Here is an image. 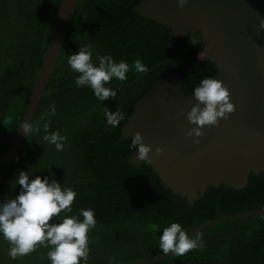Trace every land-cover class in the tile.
<instances>
[{
    "label": "trees",
    "instance_id": "obj_1",
    "mask_svg": "<svg viewBox=\"0 0 264 264\" xmlns=\"http://www.w3.org/2000/svg\"><path fill=\"white\" fill-rule=\"evenodd\" d=\"M141 1L77 0L48 94L32 121L41 130L26 137L17 157L0 174V202L19 194L15 180L20 171L27 172L30 179H55L62 188L77 193L73 211L67 215L90 208L97 221L89 232L87 264H126L157 256L162 254L159 237L172 223H180L189 233L212 219L264 208V173L250 174L244 189L210 187L205 196L189 205L171 190L164 191L147 163L137 167L128 163L134 151L131 139L119 141L121 128L153 83L164 72L176 73L183 80V94L188 96L192 83L194 91L200 78H214L217 73L206 58L195 61L206 46L204 41L197 40L188 48L183 37L178 49L167 47L170 30L134 12ZM59 2L0 0V155L20 124ZM89 45L94 65L99 64L97 56L105 55L129 65L125 83L113 78L105 85L119 89L114 99L100 101L90 87L75 84L79 74L71 70L68 58L77 54L79 47ZM137 59L149 69L147 73L135 70ZM52 104L56 114L44 116ZM104 107L124 114L119 126L107 124ZM48 121L50 132L67 137L63 151L43 140V125ZM65 215L62 212L54 221L59 223ZM197 235L204 242L202 251L171 255L149 264H264V217L214 224ZM9 249L0 235V264H51L47 256L50 248L38 246L15 260L9 257Z\"/></svg>",
    "mask_w": 264,
    "mask_h": 264
},
{
    "label": "water",
    "instance_id": "obj_2",
    "mask_svg": "<svg viewBox=\"0 0 264 264\" xmlns=\"http://www.w3.org/2000/svg\"><path fill=\"white\" fill-rule=\"evenodd\" d=\"M77 0H60L52 32L25 106L20 124L0 155V174L17 157L27 135L20 128L23 121L32 123L64 47ZM141 18L170 30L169 45L178 49L183 37L188 48L197 40L206 46L195 61L207 59L217 71L218 79L228 88L235 112L219 126L205 127L197 145L187 132L194 127L178 112L197 103L182 91L183 80L176 73L164 72L135 104L121 137L132 139L142 134L143 143L151 147V170L158 176L164 191L186 199L189 205L205 196L210 187L224 185L244 189L250 174L264 173V0H188L180 8L177 0H142L134 7ZM203 78L199 79L201 82ZM57 91H54L55 93ZM193 93V83H192ZM187 98V99H186ZM118 141V140H117ZM162 155H155L156 148ZM132 153L128 163L143 162ZM251 216L264 217V208L226 215L207 221L191 230L193 238L218 223ZM173 254H160L126 264H149Z\"/></svg>",
    "mask_w": 264,
    "mask_h": 264
},
{
    "label": "clouds",
    "instance_id": "obj_3",
    "mask_svg": "<svg viewBox=\"0 0 264 264\" xmlns=\"http://www.w3.org/2000/svg\"><path fill=\"white\" fill-rule=\"evenodd\" d=\"M178 6L183 8L188 0H177ZM259 28L264 29V19H260ZM93 51L91 46L79 47L77 54L70 55L67 63L73 72L79 75L75 79L78 87L88 86L95 97L100 101L114 99L119 89L106 87L113 78L122 84L127 80L129 65L121 60L115 62L111 56H97L98 66L92 62ZM133 67L139 73H147L149 69L137 59ZM197 103L193 104L187 112L181 109L178 117L184 116L190 125H193L187 136L193 138L195 144L200 143L205 127L219 126L221 120H227L235 112V106L230 102L228 88L218 79L205 78L196 87L191 95ZM187 99V98H186ZM55 104L50 105V112L44 116L55 115ZM107 124L112 127L119 126L125 119L124 114L118 109L115 113L104 107ZM44 116L41 119H44ZM48 121L43 125L46 133L43 140L55 146L57 151H63L66 136L50 132ZM28 136L39 132V126L23 121L20 128ZM130 148L134 151L135 159L151 164L150 146L143 143L142 134L137 132L131 139ZM163 148L157 147L155 155H162ZM20 186L19 194L14 198L0 202V235L6 240L10 249L8 255L15 260L27 256L37 250V247L50 248L47 253L51 264H87L89 258V232L96 227L95 213L92 209H81L78 215L72 213V205L77 193L71 188H62L55 179L36 176L30 179L25 171H20L16 180ZM66 213L57 223L54 218L61 213ZM83 217V220L80 217ZM159 248L165 255L171 253L177 257L186 255L193 250H203L204 242L197 235L189 238V234L180 223H172L165 227L159 237Z\"/></svg>",
    "mask_w": 264,
    "mask_h": 264
}]
</instances>
